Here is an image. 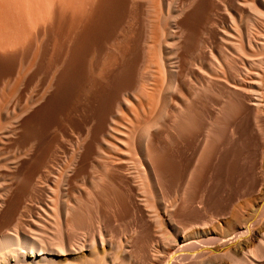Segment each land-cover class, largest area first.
Segmentation results:
<instances>
[{"label":"bare ground","instance_id":"bare-ground-1","mask_svg":"<svg viewBox=\"0 0 264 264\" xmlns=\"http://www.w3.org/2000/svg\"><path fill=\"white\" fill-rule=\"evenodd\" d=\"M102 1L105 2L104 11L102 10L103 7L101 9L103 16L102 14L100 16V18L102 19V28L104 27L103 24L105 26H108L106 24L112 25L111 22L115 21L113 19H118V17L123 15L122 13H126L125 11L127 10V8L129 10L130 8L134 7V14L136 13L137 16V14L139 13L140 15V12L138 11H140L139 9L141 8L139 7L141 5L137 4V0V2H132V0ZM197 1L198 0H159L158 4L161 9L159 8L160 12L157 19H159L160 25L159 30L158 27H156L157 33L155 34L154 32V35H152V37L154 38L153 41H150L149 38L151 33H147L151 32L150 30L148 31V22H146L145 25H141L144 27L142 28V31L138 27L131 29L129 33L130 40H128L130 44V50L128 52L124 50V52L127 53L128 56L127 54H125L127 59L125 60L123 58L125 62L122 61L123 63L120 64V68H118L119 70H117V74L115 73L116 82L114 81L115 83L113 85L115 86L113 89L114 91H112L114 92V94L111 93L113 94L110 97L111 99L108 98L110 100L109 104L111 106L105 113H103L104 111L102 112L103 115L101 116V118L99 117L100 120L97 124L93 125L89 123L85 127V131L83 134L79 133L80 135L78 136H76L75 134L76 139L71 144L68 156L66 157V159L64 158L65 162L63 161L62 163L64 166H62L61 168H64L60 170L61 172L59 171L58 175L53 174L55 172H51L50 168L49 172H51L50 175L52 174V179L50 181L46 180L47 182L43 181L46 186L47 196L45 197L46 208L43 210H45V213H47L48 215V223L52 224L49 227L47 225L45 226L44 222L41 223V220L39 219L32 227V229L28 233H26L23 230V224L19 217L21 216L19 215L21 211L18 214L14 204L16 200H13L14 195L17 194L16 192L19 189L17 185L19 184L18 182L26 179L27 172H25V168L22 167V165L24 164L22 160L23 158H32L31 155L33 153V148L36 145L30 142V139L28 138L29 136L27 137L29 140L27 139L28 141L25 142L26 145H22V140L24 142L25 139H23V136L24 133H26L25 131L28 130L26 129L27 125L29 124V122L31 123L32 119L36 118V116L40 114L39 111L44 108H42V105L44 104L41 103V100H38L29 102V104L25 105L23 108L16 107L12 111L10 117L6 121H4L3 124H0V144L2 145V143H7L11 148L9 149V155L3 153L0 154V168L5 169L4 172L0 171V264H121V262L117 261L116 254L112 256L110 255V257H108V255L114 250L111 249L112 251L110 250L111 252H108L109 254H107V252L104 250L105 248H101L103 245H108V247L111 245L110 240H108V237L106 236L107 232L105 233V230L107 228L104 219L105 217L108 219L117 216V211L113 210V196L115 193H117L121 197L125 205H129L130 203L137 210L140 209V207L143 208L147 213L146 216L149 217L147 218L153 222L154 226L163 238L169 240L172 237L174 238L173 241H175L177 245L173 251L169 252L168 256H166L165 260H163L161 264H198L200 263V261H202L200 259L206 251L201 250L202 248H197L204 245L203 243H205L206 245H211L215 242H219V244L222 245L235 243L233 249H238L239 252L243 254V256L237 258L231 254V251L225 252L223 254L224 256L228 257L234 264H240L242 261L246 264H264V234H261L262 231H254L251 228V225L253 223L250 218L244 219L239 224L236 223V226L234 225L233 229H228L225 234H222L220 236H210L205 238V240H203L202 238H198L191 241V243H189L190 236H187V234L184 235L181 231V224H178L179 221L178 223H176V215L182 217L186 216L189 211L193 213L199 211L197 207L194 206V204L195 199L197 198V195L201 189L202 181L206 174L205 172L209 166L208 164L212 162L211 159H214L220 153L221 149H218L219 147H222L221 144L226 141L224 143L225 145L223 144V146L225 147L226 143H232L234 122L239 113H241L244 109L246 110V104L254 105L252 102L257 103L255 98H253L255 96L252 95L255 92H253V88H251L250 85L245 82L246 80L244 79L246 78H244V75L247 72V69L250 68L251 65H254V61H252V59L254 58L252 56V49L254 47H264V32L258 33L260 36L258 37L259 41L257 42L255 40L256 34L254 32L255 26H261L263 24L262 22H264V0H205L204 8L202 12H199L201 14H198L196 12L195 5ZM104 2H102V5L104 4ZM140 3L143 4L142 2ZM77 4H79L78 7L77 5L75 6L79 10L76 15L77 22L74 23L76 27L74 29L75 36L73 43L75 44V46L73 47L74 50L76 48L77 51L74 53H77L75 57H79L78 59L82 60V57L80 58V56L83 55V50L85 49L86 43L88 45L89 40H91L89 30L93 26L92 22L96 16L94 14H97L98 11L96 10L97 8H95L91 3L89 7L87 9L84 8L85 11L83 9L82 12V10H80L82 6V0H80ZM113 4L114 7L111 6ZM158 4L156 3L155 6L157 7V9ZM148 5L150 4L148 3ZM155 7L153 8L151 6L152 9H155ZM133 9L131 10L133 11ZM220 9L225 12V19L223 15H220ZM151 11L152 10L149 7V9L146 11L147 15L151 14ZM154 14L155 13H153V15ZM123 16L125 17V14ZM128 16L129 15H127L126 17ZM50 17L51 29L53 30V36H51L54 40L52 43L54 45L53 48H55V41L57 39V11L55 7H53V9L51 10ZM129 18L130 20L133 19V17ZM129 18L126 19L129 20ZM222 20L226 21V25L224 24L226 27L224 29H221L219 26L222 22H224ZM150 21L153 22L157 20H155L154 18V20ZM115 23L116 22H114L113 24ZM97 24H95L94 26L98 29L99 27H96ZM97 26L101 27L100 24ZM153 26L154 29L156 24ZM113 27L115 28L116 26ZM94 36L96 35H93L92 37ZM4 38L5 37H3V39ZM24 38L22 37L23 40L26 39ZM11 39L5 40L8 43L9 40L11 41ZM126 39L129 38L127 37ZM5 40L2 41L1 39L0 43L4 44L6 42ZM13 42L14 43L9 42L10 44H6L9 48H11L10 50H12L11 55L13 56V58L14 56H19L18 54L22 53L27 48V46L30 45V43L28 45V41L27 44L23 42H20L19 44V41L18 44L16 41ZM1 44L0 47L2 46ZM57 47L59 46L57 45ZM126 47L128 48V46ZM28 48L26 50H29ZM6 49L5 51L9 50ZM44 53H42L43 58ZM119 54L121 55L122 51ZM262 54L263 52L260 53L261 56L264 55ZM56 55L58 54L56 53ZM58 56H56L55 58L52 57V59L55 60ZM122 57L123 56H121L120 58ZM11 58L12 57H10V59ZM54 60H52V64H50L52 67L51 69H55L56 72V60ZM76 60L77 59H75L74 61ZM57 61L56 65L58 64ZM39 62H41V60ZM143 63H147L149 67H154L153 69H155V71L153 72L152 70V76L149 71L146 72L147 76L146 73L145 75L143 73L144 76L139 74V68ZM39 65L40 67L42 66L41 63ZM73 65L75 66L76 64L74 63ZM81 66L79 68H81ZM195 69L197 70V73H195ZM258 69L264 70V57L258 60ZM258 72L260 73V70ZM154 73H156V75ZM213 73L217 74V76L222 80L215 79L211 75ZM259 73H256V75H258ZM36 75L37 73L33 75V79L34 77H36ZM150 77H153L155 79H153V83L152 81H149L152 83V85L151 87L149 86L150 88H147L146 85H149V83L147 84V81ZM134 91H139L140 93L145 95L147 94L146 96H144H148V104L146 106L149 110L154 111V113L152 115L146 114L147 117H143L140 120L137 118V120L139 121H137L136 123L127 121V123L129 122V124L124 128L125 130L122 131L125 134L124 137L122 136L123 138L120 140L124 144V148L126 150L125 152L122 151L124 153L123 155H125L123 156V164L115 165L113 161L110 162L106 160L107 162H104L102 166H100L102 172L97 177V180H94V191L90 194L91 200L89 201V203H85L75 195L76 184L79 180H83L85 176H87L86 174L89 167L94 164L92 163V158L95 150L99 149L100 145L103 144V142L108 143L104 141V136L106 134H109V131H111L112 129L115 130L116 127L114 128L113 126H111L115 122L113 119L115 118L114 116H118L120 114L119 112L121 106L129 105L130 99L125 98V95L129 94V96L132 97ZM110 95L107 94L108 97ZM140 105V108L145 107L144 104L141 106ZM259 106V103L255 105V111L260 115L262 109ZM102 107H104V103ZM137 112L138 111H136V113ZM139 116L140 115L138 114V117ZM256 118L257 119L254 122L260 124L259 122L261 118ZM262 125H260L261 128ZM257 126L258 128H260L259 125ZM82 127H80L79 129L77 125V128L79 130H82ZM117 130H119V128ZM34 131L35 130H33V133L31 134H34ZM28 132H30V130ZM59 132L61 136V131ZM164 133L169 134L172 139L182 137L185 139V141L192 140L195 143L194 156L192 155V167L189 170L186 179L188 191L185 198L183 199V206L179 211H177V203L172 205L169 201H167L165 197L168 187L171 183V179L167 174V153L164 144L160 140L161 135ZM68 136L70 135L68 134L67 138H69ZM72 136L70 137L71 140ZM63 137L64 136L62 134L60 139H62ZM30 138L32 137L30 136ZM34 140L36 141V139ZM62 141L65 142V140ZM47 145H50V143ZM60 146L61 144L59 143L56 147L58 149H62ZM1 147H5L3 150L1 148L2 151L6 149L5 145ZM121 149L123 150L122 147ZM68 150L69 149H67L66 151ZM217 151L219 152L217 153ZM55 153L53 150L52 156ZM38 154L39 153H37V155ZM63 154L64 156H66L65 153ZM215 154L216 156L214 157ZM47 157L46 155L41 156L37 161L44 162L47 160ZM60 158H62L63 160V157ZM32 159L34 161V155ZM52 166L53 165H51V167ZM27 167H29V165ZM198 203L199 202H197L196 204ZM199 208H202V206ZM206 209L207 208H205V210ZM158 211L164 214L163 220L160 218ZM235 216V213H230L229 219L227 221H223L226 227L231 221H234L233 218ZM235 222L236 221H234V223ZM192 223L193 222H191L190 224ZM89 224L96 225V233L94 231V234L88 236L87 234H85L78 237L76 234L77 229L86 228ZM206 224L207 223H203V226H207ZM46 227L49 228V231L44 229ZM199 227H201V225H199ZM50 228L52 229V232H50ZM82 249H88L89 254L76 253L77 251L81 252ZM243 249H246L247 252ZM50 252L51 254L47 255V253ZM67 252H71V258H64L63 261L57 260L56 255L60 256ZM122 252L123 251H121V253H118L123 255ZM114 253L115 252H113V254ZM124 257L122 256V258ZM129 262H131V264L133 263V261ZM126 264H128V262Z\"/></svg>","mask_w":264,"mask_h":264},{"label":"rangeland","instance_id":"rangeland-1","mask_svg":"<svg viewBox=\"0 0 264 264\" xmlns=\"http://www.w3.org/2000/svg\"><path fill=\"white\" fill-rule=\"evenodd\" d=\"M79 1L78 0H27V1L26 0H14V1L13 0H0V41L1 39L2 41H4L5 39L14 38L13 40L11 39V41L9 40V42L14 43L13 41H16L18 44V41H19V44L20 42L27 44V41H28V45L29 43L30 45H32V46L30 45L27 46V48L30 47L28 48L29 50H26L27 49L26 48L22 53L18 54L19 56H16V57L14 56L13 58V56L11 55L12 54L11 52L12 50H10L11 48H9L8 45H6L10 43L9 42L7 43L6 40H5L6 41L5 43L2 42L4 44L0 43L3 46V47L2 46L0 47V75H1L0 76V124L1 123L3 124V122L6 121L10 117L12 111L16 107L23 108L25 105L29 104V102L38 101V100L39 101L41 100V103L45 105V106L42 105V108L44 107L45 109L43 108L39 111L40 114L37 115L38 117L36 116V118L31 120V123L29 122L30 125L28 124L26 128L28 130H26L25 131L26 133H24L23 139L24 138L25 139H24V142L22 140V145L24 144L26 145L25 142L28 141L29 139H30V142H32L34 145L36 144L35 147L33 148V153L31 155L32 158L34 155V161L32 158H28V159L23 158L22 161L24 162V164L22 165V167L25 169L27 168L26 170L24 169V171L27 172L26 179H23L18 182L19 184L17 185L19 189L16 192L17 194H15L13 197V200L14 201L16 200V202H14L16 211L18 212V214L21 211L19 214L21 216L19 215L18 216L20 217L22 221V224H23L22 227L26 233H28L32 229V227L36 224V222L39 219L41 220V223L44 222L45 226L47 225L49 227L52 225L48 223V220H47L48 215L47 213H45V210H43L46 208V202H45L46 198L45 197H47L46 196V186L44 182L46 180L50 181L52 179L51 177L52 174L50 175L52 171L55 172L53 174L58 175L59 171L64 168V167L61 168L62 166H64L62 163L63 161L65 162L64 158L66 159V157L68 156L70 152L71 144L73 141H75L76 136L83 134L85 131L84 130L85 127L89 123L93 125L97 124L98 121L100 120L99 117L101 118L103 113H105L107 109L111 106L109 104L110 100L108 98H110L114 94V92L112 91H114L113 89L115 85L113 84L116 82L115 78H116L117 70H119L118 68H120L119 67L120 64L125 62V60L127 59L125 55L127 53H125L124 50L126 52L130 50L129 48L130 44L128 40H130L129 33L131 29L138 27L142 31L143 30L142 28L144 27L141 25H145V23L148 22L147 23L149 25L148 31L150 30L151 32H147V33L148 34L151 33V34L150 36L148 34L147 35L149 36L150 41L154 40L152 35H154V32L155 34L157 33L156 27H158V30H159L160 24H159V19H157V17L159 16L160 9H161L158 4L159 0H137L138 2L136 0H132V2L136 1L137 4L141 5L140 7L138 5V7L141 8L139 9L140 11H138L140 12V15L139 13L137 14V16H136V13L134 14V11H135V9H133L134 7L130 8L129 10L127 8V10L125 11L126 13H122L123 15L125 14V17L121 15L120 17H118V19L119 18L121 19L118 20L116 18L117 21L114 18L113 20L115 21L111 22L112 25L106 24L108 26H105L103 24L104 26L103 28H102V19L100 18V16L101 14L103 16L102 10L104 11L105 2L102 0H88V1L82 0V6L80 9L82 10V12L84 8L87 9L89 5L92 3L93 6L97 8L96 10L98 11L97 14L99 16L97 14H94L96 16L92 22L93 26L89 30V33H90L89 35H90L91 40H89L88 45L86 43L85 49L83 50V55L80 56V58L82 57L81 58L82 60H79L78 59L79 57L78 58L75 57L77 53L76 54L74 53L77 51H76V48L74 50V47H73L75 46V44L73 43H74V36H75L74 29L76 27L74 23L77 22L76 15L79 10L77 8L79 4L77 3H79ZM199 1H202V2H199ZM102 2H104L103 5H102ZM140 2H142L143 4H141ZM148 3L150 5H148ZM156 3L158 4V9L157 7H155ZM204 4H205V0L197 1L195 6H196V12L198 14H201L199 12H202L204 8ZM75 5H77V7ZM83 5L86 7H84ZM111 6L114 7V4ZM151 6L153 8L155 7V9H152ZM53 7H55L57 11V18H56L57 19L56 20L57 39L55 41L56 49L53 48L54 45L52 43L54 40L52 38L53 30L51 29V17H50V12L53 9ZM149 7L152 10L151 11L152 15L151 14L147 15L146 11L149 9ZM131 9H133V11ZM153 13L155 14L153 15ZM219 13L220 15H223L225 19V15H226L225 12H223L220 9ZM131 14L134 16H132ZM127 15L129 16L126 17ZM129 17L131 18L133 17V19L130 20ZM126 18H129V20ZM154 18L157 21H153V22L150 21V20H154ZM222 21L224 22H222L221 25L219 26L221 29H224L226 27L225 26L226 21L225 20H222ZM114 22L116 23L113 24ZM97 23H99L101 27L97 26L99 25ZM154 23L156 24V26L153 29L154 27L153 25H155ZM262 23H261L262 24L261 26H257V27L255 26L254 28L255 30L254 32L256 34L255 35L256 42L259 41L258 37L260 35L258 33L264 32V22ZM95 24H97L96 27H99L98 28L99 30L95 28L94 26ZM132 25H133V28H132ZM113 26H116V27L114 28ZM220 28H219V31H220ZM160 31H161V28H160ZM93 35H96V36L92 37ZM3 37L5 38L3 39ZM8 37H11V38H8ZM22 37L23 38L25 37L26 39L25 38L24 39L26 41L23 40ZM127 37L129 39H126ZM57 45L59 47H57ZM126 46H128V48ZM125 47L128 50H126ZM5 49L6 50L9 49V50L5 51ZM121 51H122V54L120 55L119 53H121ZM262 52L264 54V47L263 48L254 47L252 49V54H253L252 56L254 57V58L252 57L253 58L252 61H254L253 63L254 65H251V67L248 68L249 70L247 69V72L244 75V78H246L244 79L246 80L245 82L248 85H250V87L253 88L252 91L255 92L254 94H252L255 96L253 98H255L257 103H259L260 105L259 107L262 109V112H260V115H259L255 111V105H257L256 102H252L254 105L246 104V110L244 109L243 110L244 112L242 111L241 113H239V115L237 116L234 122L233 132H232L233 138L231 137L233 141L230 139L232 143H230L229 142L230 140H229L228 142L230 144L226 143L225 147L223 146V144L226 141L223 144H221L222 147L221 148L219 147L218 150L221 149L222 152L220 151V153L216 156V154L219 152L217 151V153L214 155V157L215 156L216 157L214 159H211L212 162L208 164L209 166L205 172L206 174L203 178L201 189L197 195V198L195 199V204H194V206H196L199 211L195 213L189 211V213L186 214V216H182V217L179 215L175 216L176 223H178L179 221L178 224H181L180 228L183 234L184 235L187 234V236H190L189 238L190 241L188 240L189 243H191V241L198 239V238H202L203 240H205V238L210 237V236H215V235L220 236L222 234H225L228 229L229 230L233 229L236 223L239 224L244 219H248V218H250L253 223L252 224L253 226L251 225V228L254 231H259V232L262 231L261 234L262 235L264 234V154H263L264 153V148H263L264 147V93H263L264 92V70L258 69V60L264 57L263 54H262L263 56L260 55V53ZM42 53H44V58L42 56ZM56 53L58 55L60 54L61 55L58 56L56 55ZM51 55H54V56H51ZM56 56H58L57 57L58 61L57 59H55L58 63L57 65H56V61L52 59V57L55 58ZM121 56L123 57L120 58ZM10 57L12 58L10 59ZM74 58L77 60L74 61L75 60ZM123 58L125 60H123ZM51 59L55 61L56 72H55V69L53 70L51 69L52 68ZM40 60L41 62H39ZM43 60H46V61H43ZM9 61H10V65H9ZM40 63L42 64L41 67L39 65ZM74 63L76 64L75 66L73 65ZM6 64H8L9 66ZM78 64H81L82 66ZM5 66L8 68H6ZM80 66L81 68H79ZM5 68L8 69L9 72ZM153 68L151 66L149 67L147 63H143L141 64L139 68V74L144 76L145 73L149 71L152 76L153 75L152 70L153 72L155 71V69ZM259 70H260V73L258 72ZM196 71L197 70L195 69V73H197ZM5 72L7 75L5 74ZM255 72L259 73L260 75L259 74H258L259 76L256 75ZM36 73L37 75L33 79V75ZM154 74L156 75V73ZM211 75L217 80H222L215 73ZM146 76H147V73H146ZM257 78H259L260 80ZM153 79L155 78L150 77L148 79L147 84L149 83V85H146L147 88L151 87L153 83ZM149 81H152V83ZM109 92L110 94L111 93L113 94L110 95ZM107 94L110 96L108 97ZM126 95H125V98L130 99L129 105L121 106L120 112H119L120 114L118 113L119 114L118 116L117 115L114 116L115 118L113 119L115 122L111 125L114 128L116 127L115 128L116 131L112 129L111 131H109V134H106L104 136V141L108 143L103 142V144L100 145V148L95 150L94 155L96 156L93 155V158H92L93 159L92 163L94 164L91 167H89L87 174H86L87 176H85L86 179L84 178L83 180H79L76 184L75 195L77 198L83 200L85 203H89V201L91 200L90 194L94 191V188H93L94 180H97V177L102 172V169L100 166H102V164L107 161H110V162L113 161L115 165L123 164V160H124L123 156L125 155H123L124 153L122 151L125 152L126 150L124 148V144L120 140L124 137V134H125L122 131H124L125 130L124 128L129 124V122L127 123V121L136 123L141 118L147 117V115L149 114L152 115L154 113V111L149 110L148 107L146 106L148 104V96L147 97H144V96H146L147 94L145 95V94L140 93L139 91L138 92L134 91L132 97H130L129 94H126ZM106 97L108 100L106 99ZM140 102H141V105L143 104L145 105V107H143L144 109L139 107ZM103 103H104V107H102ZM100 108L101 109L105 108V109L101 110ZM136 111L138 112L136 113ZM138 114L140 115L139 117H138ZM256 117H258V119L261 118L259 122L260 124L254 122L257 119ZM137 118L139 120H137ZM77 125L79 129L80 127L83 126L82 130H79L77 128ZM257 125H259V127L260 125H262V128L261 127L258 128ZM118 128L119 130H117ZM76 129H77V132H76ZM29 130L30 132H28ZM31 130L32 131L35 130L34 134H31L33 133ZM59 131H61V136L62 134L64 136L62 139H60L61 136H60ZM68 134L70 135L68 136L69 138H67ZM30 136L32 138H30ZM71 136H72V140L70 138ZM34 139H36V141ZM62 140H65V142ZM160 140L164 144V147L167 153V171H168L167 174L171 179V183L168 187L165 197L167 201H169L172 205L177 203L176 204L177 211H179L183 206V199L185 198L186 193L188 191L187 185H186V179L188 176V172L192 167L195 143L192 140L185 141V139L182 137H177V138L172 139L169 134H165V133L161 135ZM49 143L50 145H47ZM56 143L57 145L60 143L61 144L60 147L62 149L63 148L65 149L63 150L60 148L58 149L56 147L57 146ZM187 144H190V145H187ZM3 145L6 146V149H5L6 151L5 150L2 151L5 148V147L4 148L1 147ZM179 146L180 147L183 146V147L180 148ZM42 147L43 148L46 147V148L43 149ZM121 147L123 148V150L121 149ZM186 148L189 152L186 150ZM9 149H11L9 147V144L7 143L6 144L2 143V145L0 144V151H1L0 154L3 153V154L9 155V152H10ZM67 149L69 150L66 151ZM53 150H54V153L58 151L53 155L54 157L52 156ZM39 151L42 153H40ZM37 153L39 154L37 155ZM63 153H65L66 156H64ZM60 154L61 155L63 154V155L61 156ZM44 155H46V157L48 155L46 161L44 162L37 161L39 160L38 158ZM58 155H59V158H58ZM52 157L54 158V160ZM60 157H63V160ZM27 164L29 165V167H27L28 166ZM51 165H53L54 167L56 166V167L55 168L53 166L51 167ZM42 166H44L45 168ZM41 167L43 168V170ZM0 169H1L0 170L1 172L5 171V169H2V168ZM49 169L51 172H49ZM38 176L40 179L38 178ZM40 176H43V177H40ZM196 201L199 203L196 204L197 203ZM113 206H114L113 210L117 211L116 213L117 216L113 218H108V219L105 217L104 219L106 223V228H107V229L105 228L106 229L105 233L107 232L106 236L108 237V240H110L111 245L109 246L110 248L108 247V245H103L101 247V248H105L104 250L107 252V254H109L112 250H114L108 255V257H110V255L112 256L116 254L117 261L121 262V264L123 262H124L123 264H126L127 262L128 264H131V262L129 261H133L132 264H135V263L136 264H161L163 260H165L166 256H168L169 252L175 249L177 244L175 241H173L174 238L172 237L170 240L163 238L158 232V230L156 229V227L154 226L153 222L150 219H148L149 217L146 216L147 213L145 212L143 208L140 207V209L137 210L130 203L129 205H125L121 197L117 193H115L113 196ZM201 206L202 208H199ZM205 208L207 209L205 210ZM158 213L160 215V218L163 220L164 214L160 211H158ZM230 213H233V214L235 213L236 216L233 218V220L236 222L234 223V221H231L226 227L223 221L225 220L227 221L229 219ZM191 222L193 223L190 224ZM203 223H207L206 224L207 226H203ZM199 225H201V227H199ZM48 227L44 229L49 231ZM193 227L195 230L193 229ZM94 231L96 233V225L89 224L86 228L77 229L76 234L78 237H80L81 235H85V234H87L88 236V235L94 234L93 233ZM50 232H52L51 228H50ZM112 243L116 246V248ZM203 244L204 245L197 248V249L202 248L201 250L206 251L202 255V258L200 259L202 261H200V263L198 264H202L204 261L205 262L203 264L205 263L234 264L231 262V260L228 257L223 255L225 252H228V251H231V254L237 258L238 257L240 258L241 256H243V254L240 253L238 249L236 250L233 249L235 246V243L226 244V245L219 244V242H215L211 245H206L205 243ZM106 246L109 248V251ZM243 250L247 252L246 249H243ZM82 251L81 252L75 251V252L78 254L79 253L89 254L88 249H82ZM121 251H123L122 252L123 255L119 254L121 253ZM113 252L115 253L113 254ZM50 254L51 252L47 253V255H50ZM121 255L123 257L125 255V257L122 258ZM56 257L58 261H63L64 258L69 259L71 258V252H67L60 256L56 255ZM244 263L245 262L242 261L240 264H244Z\"/></svg>","mask_w":264,"mask_h":264}]
</instances>
